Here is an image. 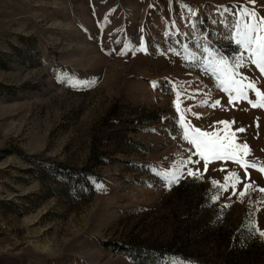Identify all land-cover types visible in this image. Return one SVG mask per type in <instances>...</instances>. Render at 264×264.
<instances>
[{"label": "rangeland", "instance_id": "374dc122", "mask_svg": "<svg viewBox=\"0 0 264 264\" xmlns=\"http://www.w3.org/2000/svg\"><path fill=\"white\" fill-rule=\"evenodd\" d=\"M246 2L0 0V264H264V238L246 227L253 214L264 230V193L240 202L237 184V195L209 200L213 179L235 171L264 188V174L249 168L245 180L240 165L209 157L206 172L203 160L189 165L203 179L168 190L151 171L190 155L181 114L202 131L235 133L251 149L244 159L264 167V108L235 93L229 103L208 67L238 54L225 23L234 18L219 6L238 13ZM248 7L264 17V0ZM239 71L264 92L255 64Z\"/></svg>", "mask_w": 264, "mask_h": 264}, {"label": "snow or ice", "instance_id": "6c2138e0", "mask_svg": "<svg viewBox=\"0 0 264 264\" xmlns=\"http://www.w3.org/2000/svg\"><path fill=\"white\" fill-rule=\"evenodd\" d=\"M256 0H247L245 4L234 5V7L239 8V12H232V10L227 6H219L221 15L225 12H230L233 21H225L226 25L229 27L230 31L235 29L234 35H231L229 38L234 40L235 44L238 46L233 51L238 53L233 56L231 62L228 58L220 55L219 60L210 61L208 67L214 73H219L220 75V85L224 86V91L228 92L229 103H233V95L235 93V99L247 100L252 107H262L264 108V92H261L257 88V81L250 80L247 76H244L240 73L242 67H247L248 64H255L261 75H264V17L259 16L258 12L255 10V7L249 8L248 5H255ZM188 8L189 12L193 10L185 5ZM215 23V21H214ZM202 43L206 45L204 51L208 52L212 47L211 42L208 37H204ZM173 51V50H169ZM245 53L247 55H245ZM122 55L126 52L122 51ZM213 55H218V53H213ZM247 61V63H246ZM71 80V78H68ZM245 81H248L245 83ZM95 83L94 81H75L72 83L73 87H89L91 84ZM152 86L158 87V82H151ZM170 88L175 87V85L168 81L166 82ZM248 90H252L255 93V96L258 98L255 101L248 98ZM197 91H199L197 89ZM181 93L177 92V101L176 107L177 111H181L179 107V97ZM194 99V97H192ZM203 106H212L215 107L219 104V101H215L213 104L208 105L207 101L201 102ZM186 111L191 112V108L186 109ZM180 125L179 133L182 139L187 141L195 151H192V148H189L188 151L190 155L186 159H182L177 165L174 166L175 170H157L155 167L151 169L157 177L163 178L165 186L168 190L178 184L181 179H186L192 177L193 179H203V173L200 169H193L189 165L199 164L201 160L204 161V172L207 171V165L209 163V157L218 160V161H232L240 165L245 171V180L250 179V173L248 172L249 168L260 171L264 174V167H258V164L253 162L249 163L244 157L248 156L251 152L249 145L244 143H237L233 139L235 133H225L224 136L217 131H202L200 128L191 126L190 123L185 121L183 114L180 115L178 119ZM218 123H223L226 128L230 127V122L221 121ZM234 123V122H232ZM238 132H243L245 129H237ZM192 156H198L200 159L193 160ZM221 171H226V169H221ZM254 183V182H253ZM237 184H243V189L239 191L238 199L240 202H243V199L246 194L250 191H258L264 193V188H253L252 183H245L242 180L238 173L235 171L228 172L224 177V182H218L216 180L211 181L213 189H216L210 197L211 202H216L219 200L220 195L228 191L229 188L232 189V195H237ZM97 189L103 190V184L96 183ZM231 197H229L230 199ZM230 205H223V207H229ZM256 211H260L257 207ZM250 223L246 225L250 232L258 234L261 238H264V230H262L258 222L255 221L254 215L250 214L249 216ZM171 264H196L194 260L190 258H185L184 260L178 258H169Z\"/></svg>", "mask_w": 264, "mask_h": 264}]
</instances>
